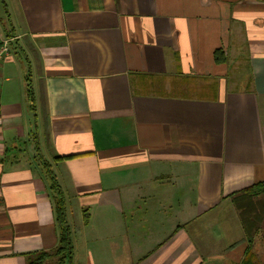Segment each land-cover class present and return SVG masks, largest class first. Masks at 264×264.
Returning a JSON list of instances; mask_svg holds the SVG:
<instances>
[{"label": "crops", "instance_id": "1", "mask_svg": "<svg viewBox=\"0 0 264 264\" xmlns=\"http://www.w3.org/2000/svg\"><path fill=\"white\" fill-rule=\"evenodd\" d=\"M7 39L0 264L61 206L67 264H264V0H0Z\"/></svg>", "mask_w": 264, "mask_h": 264}, {"label": "trees", "instance_id": "2", "mask_svg": "<svg viewBox=\"0 0 264 264\" xmlns=\"http://www.w3.org/2000/svg\"><path fill=\"white\" fill-rule=\"evenodd\" d=\"M218 55V54H217ZM216 60L219 61L220 57L219 55L216 56ZM244 195L248 197H257L264 194V183L257 184L253 186L252 188L245 190L243 192ZM88 218V215L86 216ZM58 221L60 222L61 227V236L59 239V244L54 252H45L41 255H33L29 257L28 264H44L47 260H50L53 258V256H59V259L61 258L63 264L65 263V260H69L72 257L73 254V245L71 241V233L66 225V216L65 211L63 207L61 206V209L58 210Z\"/></svg>", "mask_w": 264, "mask_h": 264}, {"label": "built area", "instance_id": "3", "mask_svg": "<svg viewBox=\"0 0 264 264\" xmlns=\"http://www.w3.org/2000/svg\"><path fill=\"white\" fill-rule=\"evenodd\" d=\"M11 39H7L6 41H4L1 45H0V65L6 61V59H8L11 55Z\"/></svg>", "mask_w": 264, "mask_h": 264}, {"label": "rangeland", "instance_id": "4", "mask_svg": "<svg viewBox=\"0 0 264 264\" xmlns=\"http://www.w3.org/2000/svg\"><path fill=\"white\" fill-rule=\"evenodd\" d=\"M63 262H64V260H63ZM63 262H62L61 258L57 260L58 264H63ZM64 264H67V262H65Z\"/></svg>", "mask_w": 264, "mask_h": 264}]
</instances>
